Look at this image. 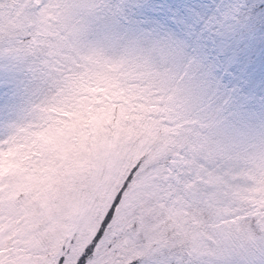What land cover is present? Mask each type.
I'll return each mask as SVG.
<instances>
[{"label": "rangeland", "instance_id": "obj_1", "mask_svg": "<svg viewBox=\"0 0 264 264\" xmlns=\"http://www.w3.org/2000/svg\"><path fill=\"white\" fill-rule=\"evenodd\" d=\"M38 3L0 0V43L31 37L26 54H47L55 73L0 147V264H76L119 191L122 202L88 264H144L161 250L203 255L206 229L219 216L264 208V155L213 173L204 137L160 106L161 89L143 83L148 73L122 71L99 54L67 63L53 44L55 9L38 15ZM181 71L195 76L199 68ZM189 204L209 207L210 216H185Z\"/></svg>", "mask_w": 264, "mask_h": 264}, {"label": "snow or ice", "instance_id": "obj_2", "mask_svg": "<svg viewBox=\"0 0 264 264\" xmlns=\"http://www.w3.org/2000/svg\"><path fill=\"white\" fill-rule=\"evenodd\" d=\"M52 9L53 44L61 46L67 63L99 54L122 71L148 73L143 83L161 89L160 106L177 122L191 121L204 137L201 143L213 158L206 166L213 173H234L247 167L241 158L264 155V0H39L35 5L41 16ZM30 41L0 43L5 130L0 147L15 134L21 111L35 109L55 75L47 54H26ZM189 64L198 66L195 76L181 71ZM120 202L117 196L79 264H88L96 252ZM206 232L203 255L161 250L144 264H264V208L242 206L219 216Z\"/></svg>", "mask_w": 264, "mask_h": 264}, {"label": "trees", "instance_id": "obj_3", "mask_svg": "<svg viewBox=\"0 0 264 264\" xmlns=\"http://www.w3.org/2000/svg\"><path fill=\"white\" fill-rule=\"evenodd\" d=\"M141 163H142V160H140V165H141ZM137 171H138V167H137V166H134V167L131 169V171L129 172L130 175H129L128 179L126 180V182L124 183L125 188L128 187V184L130 183V181H131V179L133 178V176H136ZM122 195H123V194H121L120 191H119L118 194H117V196H121V202H122ZM117 196H116V198H117ZM116 198H115V200H116ZM115 200H114V202H115ZM114 202H113V203H114ZM121 202H120V204H121ZM113 203H112V205H113ZM120 204H119V205H120ZM112 205H111V207L109 208V210L112 208ZM118 207H119V206H118ZM118 207H117L116 210H115V215H116V212H117ZM109 210H108V212H109ZM208 210H211V209H209V207H203V206H201L200 204H189V209L187 210V213L185 214V216H187V217H193V218H194V217H197V218L200 219V215L202 214V213H201V211H202V212L204 213V214H202V218L204 217L203 219H207V218L210 216ZM108 212L106 213L105 217L107 216ZM105 217L103 218V221H104ZM114 217H115V216H114ZM103 221L101 222V225L103 224ZM209 221H210V220H209ZM111 223H112V222H111ZM101 225H100V228H101ZM200 225H202V224H200ZM110 226H111V225H109L108 228H110ZM100 228L98 229L97 233L100 231ZM108 228L105 230V232L108 230ZM105 232H104V233H105ZM96 235H97V234H96ZM96 235H95V237H96ZM95 237L93 238L92 243H90V245L93 244V241H94ZM90 245H89V246H90ZM89 246H88V247H89ZM88 247H87V248H88ZM87 248H86V249H87ZM86 249H85V250H86ZM84 253H85V251L80 255V257H79V259L77 260V263H76V264H79V260H80L81 256L84 255Z\"/></svg>", "mask_w": 264, "mask_h": 264}]
</instances>
